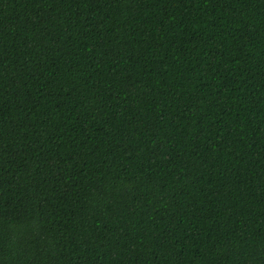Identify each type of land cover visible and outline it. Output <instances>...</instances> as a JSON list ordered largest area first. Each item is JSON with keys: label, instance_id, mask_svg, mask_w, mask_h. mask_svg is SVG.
<instances>
[{"label": "trees", "instance_id": "obj_1", "mask_svg": "<svg viewBox=\"0 0 264 264\" xmlns=\"http://www.w3.org/2000/svg\"><path fill=\"white\" fill-rule=\"evenodd\" d=\"M0 264H264V0H0Z\"/></svg>", "mask_w": 264, "mask_h": 264}]
</instances>
